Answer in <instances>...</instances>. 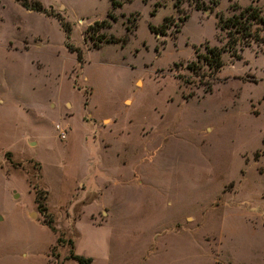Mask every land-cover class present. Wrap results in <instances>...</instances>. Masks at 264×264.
<instances>
[{"label":"rangeland","instance_id":"1","mask_svg":"<svg viewBox=\"0 0 264 264\" xmlns=\"http://www.w3.org/2000/svg\"><path fill=\"white\" fill-rule=\"evenodd\" d=\"M39 1L0 0V264H264V28L216 25L264 0Z\"/></svg>","mask_w":264,"mask_h":264},{"label":"trees","instance_id":"2","mask_svg":"<svg viewBox=\"0 0 264 264\" xmlns=\"http://www.w3.org/2000/svg\"><path fill=\"white\" fill-rule=\"evenodd\" d=\"M19 3L26 9H32L35 11H41L46 12L45 8L43 7L42 3L39 0H18ZM213 5L217 4L216 0H210ZM111 8L121 5V2L118 0H110ZM196 8H205L202 0H195L194 2ZM210 11L212 9L211 6L206 7ZM47 13V12H46ZM107 16L111 20H115V15L111 12H107ZM184 17V16H183ZM169 18L164 17L163 22L160 24L159 27L166 26L165 21H167ZM134 25V22H132ZM254 23H259L262 28H264V12H261V10L256 6H246L243 8L238 14H232L228 17H221L219 16L216 22V25L219 29L224 30L227 40L226 43L229 47H231L234 43L239 41L242 38H247L251 35V26ZM103 26H109V22L106 19H102L99 21H94L93 24L88 26L89 28H94L89 38L92 40V44L94 47H98L100 45V42H117L118 40L122 43L125 41V38H115L113 35H109L108 37L105 36L104 33H98V29ZM150 30L155 29L156 27L149 24L148 25ZM66 29L69 31V28L66 27ZM161 31V30H160ZM70 49V47L68 46ZM76 51V57L79 61H81V55L77 51V49L73 50ZM221 51L222 49L220 47L216 46H207L205 45V51L202 55V60L204 63L208 65V67L212 68L213 70H217L222 61H221ZM35 200L38 202V207L41 211L45 210V206L43 205V202H41L39 195L36 196ZM61 241V240H60ZM71 258L75 259L79 264H90L91 258L85 257L83 255L79 254H72Z\"/></svg>","mask_w":264,"mask_h":264},{"label":"built area","instance_id":"3","mask_svg":"<svg viewBox=\"0 0 264 264\" xmlns=\"http://www.w3.org/2000/svg\"><path fill=\"white\" fill-rule=\"evenodd\" d=\"M56 127H58V125H56ZM60 137H65V134H64V131L61 130V134H60Z\"/></svg>","mask_w":264,"mask_h":264},{"label":"water","instance_id":"4","mask_svg":"<svg viewBox=\"0 0 264 264\" xmlns=\"http://www.w3.org/2000/svg\"><path fill=\"white\" fill-rule=\"evenodd\" d=\"M14 197H17V193H14ZM31 214H33V212H31ZM1 217V216H0Z\"/></svg>","mask_w":264,"mask_h":264}]
</instances>
